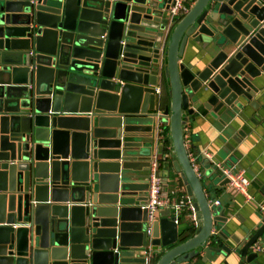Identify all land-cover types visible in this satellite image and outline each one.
<instances>
[{
    "label": "water",
    "instance_id": "obj_1",
    "mask_svg": "<svg viewBox=\"0 0 264 264\" xmlns=\"http://www.w3.org/2000/svg\"><path fill=\"white\" fill-rule=\"evenodd\" d=\"M171 4L0 0V264H144L148 242L156 264L257 258L264 216L238 237L203 190L206 178L227 183L215 164L232 167L233 156L207 159L198 176L182 126L200 106L232 119L248 105L264 119V0H196L173 21ZM188 38L203 50L193 65L180 62ZM163 76L170 106L159 111ZM159 123L196 231L179 232L164 209L146 233L140 204ZM246 134L243 125L233 138Z\"/></svg>",
    "mask_w": 264,
    "mask_h": 264
},
{
    "label": "crops",
    "instance_id": "obj_2",
    "mask_svg": "<svg viewBox=\"0 0 264 264\" xmlns=\"http://www.w3.org/2000/svg\"><path fill=\"white\" fill-rule=\"evenodd\" d=\"M194 3L187 2V10ZM200 46L201 43L188 38L180 62L185 65L195 64L203 54ZM162 94L159 111L164 105L170 106L169 82L165 76H163ZM183 119L182 128L187 151L196 157H201L202 151L206 150L221 161H228L229 156L232 155L233 166L244 169L250 178L251 183L248 190L254 198L253 201H245L241 194L226 184L211 183L210 191H207L205 186L203 187L205 194H210L211 204L214 205V201H218L216 206L223 208L224 215L228 218L227 227L230 233L242 237L244 233L241 227L252 229L258 223L257 204L264 202L262 191L264 187V119L248 105L241 112H236L232 119L208 112L203 106L198 107L192 117L184 112ZM243 125L247 134L241 138L239 143H236L233 137ZM152 137L151 158L158 157V172L164 193L171 202L181 205L179 212L170 211V215L176 218L177 230L180 232L191 227L196 231L201 223L197 220L194 225L190 221V210L187 205L190 204L193 207L194 199L186 192V183L174 170L173 162L176 161V156L172 147L169 126L159 123ZM228 145L233 148V151L228 149ZM134 176L135 174L131 175V177ZM142 178L144 179L145 176ZM204 181L206 183V180ZM195 216L197 218L196 211ZM187 223L190 224L189 227H186ZM155 253L153 252L151 264H156L159 259V255L157 253L154 255ZM249 264H264V252L258 253L257 258Z\"/></svg>",
    "mask_w": 264,
    "mask_h": 264
},
{
    "label": "built area",
    "instance_id": "obj_3",
    "mask_svg": "<svg viewBox=\"0 0 264 264\" xmlns=\"http://www.w3.org/2000/svg\"><path fill=\"white\" fill-rule=\"evenodd\" d=\"M196 0H172V4L168 9V16L170 20H179L187 11L186 3L187 2H195ZM202 156L209 161L215 163L213 161V154L209 151H202ZM188 157L193 167V170L196 172L198 176H200L199 172V164L197 163L196 156H194L191 152L188 151ZM220 170L222 178L227 179L226 185L229 188H232L235 192L241 194L245 201H253V196L249 193V185L251 183L250 178L247 176L246 171L242 168H238L236 166L232 167H224L221 163L215 164ZM159 160L158 157H153L150 160L149 171L146 175L147 181V190L145 192L146 200L140 204L141 208H145L147 210V229L146 233L148 235L151 234V224L154 220V215L156 212L169 209L174 210L175 213L179 212L181 209V205L171 202L164 193V188L162 185V180L159 175ZM218 201H214V205H217ZM190 210V221L196 225L197 218L195 216V211L192 205H187ZM258 212L264 216V202L257 204ZM176 222V219H175ZM213 231H211L212 233ZM252 251L260 253L264 252V243L256 242L252 245ZM139 253L143 256L144 264H151L152 261V247L148 242L147 245L142 248Z\"/></svg>",
    "mask_w": 264,
    "mask_h": 264
},
{
    "label": "rangeland",
    "instance_id": "obj_4",
    "mask_svg": "<svg viewBox=\"0 0 264 264\" xmlns=\"http://www.w3.org/2000/svg\"><path fill=\"white\" fill-rule=\"evenodd\" d=\"M197 158H198L197 163L199 165L208 162L207 159H203L200 156L197 157ZM205 180H206V183L204 181V186L206 187V190L209 191V188H210V185H211V179L210 178H206ZM189 226H190V224L187 223L186 227H189Z\"/></svg>",
    "mask_w": 264,
    "mask_h": 264
},
{
    "label": "trees",
    "instance_id": "obj_5",
    "mask_svg": "<svg viewBox=\"0 0 264 264\" xmlns=\"http://www.w3.org/2000/svg\"><path fill=\"white\" fill-rule=\"evenodd\" d=\"M191 228V227H190Z\"/></svg>",
    "mask_w": 264,
    "mask_h": 264
}]
</instances>
